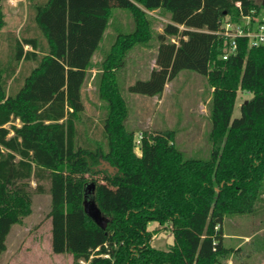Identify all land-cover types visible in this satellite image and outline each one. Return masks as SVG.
Listing matches in <instances>:
<instances>
[{
    "label": "trees",
    "instance_id": "obj_1",
    "mask_svg": "<svg viewBox=\"0 0 264 264\" xmlns=\"http://www.w3.org/2000/svg\"><path fill=\"white\" fill-rule=\"evenodd\" d=\"M26 1V23L19 35L7 33V58L0 60V259L33 196L50 194L52 251L72 255L73 264L222 263L232 250L224 245L225 218L257 214L264 200V43L238 38L224 59L230 41L220 32L226 18H256L261 7L255 0ZM116 8L130 12L135 29L118 33L103 63L107 117L96 139L79 128L82 88ZM157 10L170 20L157 35V67L129 91L159 96L182 71L205 76L214 88L207 159L185 157L173 130L145 132L139 156L125 124L115 71L127 52L151 40L146 11ZM4 26L0 11V38ZM241 90L253 96L233 118ZM101 160L118 171L101 169ZM85 176L125 192L109 197L101 185H86L106 228L78 199ZM151 222L171 224L170 249L152 246Z\"/></svg>",
    "mask_w": 264,
    "mask_h": 264
},
{
    "label": "rangeland",
    "instance_id": "obj_2",
    "mask_svg": "<svg viewBox=\"0 0 264 264\" xmlns=\"http://www.w3.org/2000/svg\"><path fill=\"white\" fill-rule=\"evenodd\" d=\"M255 1L261 7L258 18L262 19L264 0ZM2 9L3 6L0 4V11ZM146 12L151 19V40L136 45L127 52L115 71L121 96L127 106L125 124L135 135V152L141 156L139 146L145 132L173 130L175 131L174 143L185 157L207 159L211 153L210 106L214 88L210 86L205 76L192 71H182L166 84L164 92L159 96H146L129 91V87L136 81L148 80L152 69L157 67L156 57L159 47L157 35L163 33L164 26L170 22L169 17L158 10ZM10 18L9 16L8 19ZM18 20L17 24H21V16L17 17ZM229 20L228 17L225 21ZM7 29L14 30L15 26L2 28V32L4 31L0 38V60L2 61L7 58L9 45L7 33L19 35V32H5ZM134 29V19L128 10L120 8L113 10V17L101 41L100 49L93 57V67L82 88L85 112L79 128L85 132L89 129V136L92 138L101 139L103 121L107 117V102L101 98L100 91L101 76L104 72L103 63L116 42L118 33L127 34ZM30 49L29 46L25 47V50ZM12 85L14 88L18 87L15 83ZM252 96L246 91H239L233 118L240 116V106ZM16 124L20 125L19 121ZM82 179L84 180L82 191H78L77 196L85 204L91 202L89 192H84L86 185L91 182L101 185L106 196L109 197L122 198L125 193L117 191V187L102 181L101 176L95 178L85 176ZM32 185L34 186L35 183ZM52 202L53 198L50 194L33 196L32 211L20 223L12 227L7 239L8 250L0 260V264H73L72 255L55 254L52 251V223L49 217ZM258 205L260 210L257 214L225 218L224 233L226 235L248 236L250 242H245L240 248L233 250L243 240L226 238L224 245L232 250L220 264H264V200ZM148 229L154 233L153 247L168 250L174 244L171 224L162 226L157 222H151Z\"/></svg>",
    "mask_w": 264,
    "mask_h": 264
},
{
    "label": "built area",
    "instance_id": "obj_3",
    "mask_svg": "<svg viewBox=\"0 0 264 264\" xmlns=\"http://www.w3.org/2000/svg\"><path fill=\"white\" fill-rule=\"evenodd\" d=\"M12 0H6L7 4H12ZM238 6H240L238 4ZM258 17H244L240 22H225L220 32L223 37L230 41V46L224 59L234 53L237 49V39L246 37L250 40V45H259L264 43V24H260Z\"/></svg>",
    "mask_w": 264,
    "mask_h": 264
},
{
    "label": "crops",
    "instance_id": "obj_4",
    "mask_svg": "<svg viewBox=\"0 0 264 264\" xmlns=\"http://www.w3.org/2000/svg\"><path fill=\"white\" fill-rule=\"evenodd\" d=\"M11 3L12 4H7L6 0H3L1 2V4L3 6V9H2L3 12L2 11L1 12L4 15V21H5V26L4 27L5 28L6 27L10 28L11 26H15L14 30L13 29H11V30L7 29V31H5V32H15L16 33V32H20V30L23 28V26L26 23L27 13H28L27 1L26 0H12ZM18 8H21V10L18 11ZM15 15H17V16L13 17ZM9 16L11 17L10 20L8 19ZM20 16H21V21L22 22H21V24L20 23L17 24V22H19V20L17 21V17H20ZM223 227H224V225H223ZM228 237H230L232 239H236V240H243V242L238 243V245L233 250H237L245 242L246 243L250 242V237H248V236H240V235H233V236L230 235V236H228V235L225 234V240ZM7 250H8V248H7ZM7 250L3 253V255L1 256V259H2V257H4V255L6 254Z\"/></svg>",
    "mask_w": 264,
    "mask_h": 264
},
{
    "label": "water",
    "instance_id": "obj_5",
    "mask_svg": "<svg viewBox=\"0 0 264 264\" xmlns=\"http://www.w3.org/2000/svg\"><path fill=\"white\" fill-rule=\"evenodd\" d=\"M21 8H18V11H20ZM102 166L101 169L108 170L111 174H115L118 169L114 168L109 162L101 160ZM86 206V212L87 214L102 228H106L107 223L106 221L102 220L100 215V210L95 205L94 202H88L85 204Z\"/></svg>",
    "mask_w": 264,
    "mask_h": 264
}]
</instances>
